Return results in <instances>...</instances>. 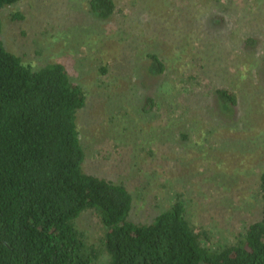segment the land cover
Wrapping results in <instances>:
<instances>
[{"label": "rangeland", "instance_id": "1", "mask_svg": "<svg viewBox=\"0 0 264 264\" xmlns=\"http://www.w3.org/2000/svg\"><path fill=\"white\" fill-rule=\"evenodd\" d=\"M89 1L6 7V49L33 69L61 63L83 87L84 170L124 183L135 221H151L158 204L179 191L196 227L232 242L263 209L264 0H115L109 21L94 18ZM248 37L254 47L244 50ZM155 48L172 57L162 76L148 71L145 56ZM199 52L207 79L189 91L186 77L202 70L189 63ZM223 86L238 91L235 112L226 113L215 97ZM149 98L157 107L145 112ZM77 224L92 242L102 235L90 212ZM106 262L104 256L100 264Z\"/></svg>", "mask_w": 264, "mask_h": 264}, {"label": "trees", "instance_id": "2", "mask_svg": "<svg viewBox=\"0 0 264 264\" xmlns=\"http://www.w3.org/2000/svg\"><path fill=\"white\" fill-rule=\"evenodd\" d=\"M21 1L0 0V264H100L104 256L106 264H264V167L257 181L261 215L232 242L195 226L183 192L155 204L151 221H135V199L124 183L85 172L78 128L85 90L63 64L33 69L3 43L1 12ZM89 8L100 21L118 9L115 0H90ZM254 41L248 37L244 50ZM145 59L149 74L162 76L172 57L155 48ZM202 60L200 52L191 57L202 70L186 77L189 91L207 79ZM214 94L226 113L236 111L238 91L223 86ZM156 107L149 98L144 110ZM87 212L102 229L94 242L77 224Z\"/></svg>", "mask_w": 264, "mask_h": 264}]
</instances>
